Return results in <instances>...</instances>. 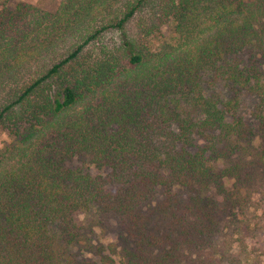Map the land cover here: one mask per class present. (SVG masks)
Listing matches in <instances>:
<instances>
[{
	"label": "trees",
	"instance_id": "trees-1",
	"mask_svg": "<svg viewBox=\"0 0 264 264\" xmlns=\"http://www.w3.org/2000/svg\"><path fill=\"white\" fill-rule=\"evenodd\" d=\"M30 8L0 7V264H264L257 2L65 0L40 35ZM88 209L115 259L74 249Z\"/></svg>",
	"mask_w": 264,
	"mask_h": 264
},
{
	"label": "rangeland",
	"instance_id": "rangeland-1",
	"mask_svg": "<svg viewBox=\"0 0 264 264\" xmlns=\"http://www.w3.org/2000/svg\"><path fill=\"white\" fill-rule=\"evenodd\" d=\"M247 5L257 2L259 12L264 13V0H242ZM65 0H0V7L2 4L13 7L15 3L27 4L31 8L26 12V20L29 22L30 35H40L39 32L48 28L53 15L57 14L61 5ZM63 10V9H62ZM264 19V15H263ZM162 29H165L163 27ZM9 142V136L6 131L0 127V149ZM13 154L6 153L0 162V167L9 166L14 163ZM66 164L70 167H79L83 172L94 174L97 170L92 167L84 157L73 156ZM75 221L79 224L80 240L74 246V249L89 259L98 258V253H108L115 259V242L117 236L120 234L115 217L110 213H100L94 209L79 211L74 215ZM113 248L114 252L110 249Z\"/></svg>",
	"mask_w": 264,
	"mask_h": 264
}]
</instances>
